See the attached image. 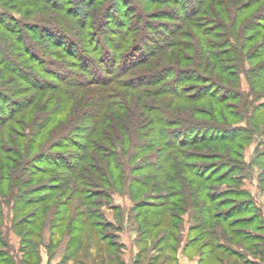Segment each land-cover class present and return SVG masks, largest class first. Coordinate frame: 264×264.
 Segmentation results:
<instances>
[{"label": "trees", "instance_id": "1", "mask_svg": "<svg viewBox=\"0 0 264 264\" xmlns=\"http://www.w3.org/2000/svg\"><path fill=\"white\" fill-rule=\"evenodd\" d=\"M41 2L47 12L68 13L73 24L37 33L0 11V264H52L61 240L67 255L54 264L90 251L92 242L117 255L111 230L123 218L115 217L116 227L101 206L126 191L138 199L131 210L138 232L134 264L147 239L156 250L153 263L165 254L161 264H179L180 252L196 264H264L262 211L240 177L244 143L264 124V101L250 118L244 105L228 106L241 101L228 76L237 79L234 64L242 60L251 66V93L264 98V12L244 15L262 0H245L230 12L226 0H144L176 8L153 17L174 20L166 34L142 13L132 17L123 0L8 1L18 9ZM78 3L85 7L79 12ZM205 3L208 10L213 5L212 16L229 19L235 11L228 26L223 19L219 26L221 51L200 36L211 34L197 17ZM32 34L45 41L44 53ZM182 36L200 47L181 44ZM203 101L202 111L194 107ZM255 159L264 191V151ZM5 207L20 238L18 260L1 230Z\"/></svg>", "mask_w": 264, "mask_h": 264}, {"label": "rangeland", "instance_id": "2", "mask_svg": "<svg viewBox=\"0 0 264 264\" xmlns=\"http://www.w3.org/2000/svg\"><path fill=\"white\" fill-rule=\"evenodd\" d=\"M9 0H0V11H6L8 14H10L11 16H13L15 19H17L19 21V23L22 24H33L34 27L37 28V33L41 32L44 28H51V29H61V26H65L66 24H73L71 22V18L69 17L68 13H65L63 11H48L45 8V5L41 2L39 3L35 8H32V6H26V7H21V9H18L16 7H14V5L8 3ZM35 0H32V3ZM147 1V0H145ZM194 2H199V0H192ZM219 1V0H218ZM229 2L228 7L226 6V9L230 12V10H233L234 8L239 7V5L241 3H245V0H233L235 1V4H233V2H230L232 0H226ZM129 2L130 5H127L126 10L129 9V11L131 9H134L130 15H132V17L136 18L137 15H140L141 13L143 15H145V19L147 21H149V23H157L161 26V31L162 33L166 34L167 30L164 28L165 25L167 24H174V20H166L165 18H153L154 16H156V13L159 11L165 12L169 11V13H174L176 8L173 5L170 4H164V5H151L148 2H144V0H123V3H127ZM219 3V2H218ZM3 5V6H2ZM114 5V4H112ZM151 5V6H150ZM208 4L205 3V6L203 7V12L202 14L198 13V20L199 23L203 24L202 26L205 27V29H209L208 33H211L210 36L208 34V36L203 37V35H200L202 37V39H206L209 44L211 45V47L213 46L214 49H216L215 46L218 45L219 43V51H221L222 49H224V46L222 44V37L225 34V30L222 28H219V26L221 24H223V20L226 24V26H228L229 24V19L232 16L233 19V14L235 13V11H232V14L230 16L229 19H224L222 14H217V16H212L211 13L209 11H212V6L209 5V7L211 8L210 10H208L206 7ZM244 5V4H242ZM241 5V6H242ZM14 7V8H13ZM77 11H82L84 4L81 3L79 5V3L77 4ZM85 8V7H84ZM102 9H100L101 11ZM125 10V11H126ZM219 8L215 7V11H218ZM97 11V10H96ZM94 11V15L97 14L99 11ZM260 12H264V0H262V2L258 5L255 6V8H253L252 10H246V12L244 13V15H254L256 17L257 15H260ZM213 13V12H212ZM163 14V13H162ZM167 15V14H166ZM196 15V14H195ZM223 19V20H222ZM201 21V22H200ZM143 26V23L141 24V26H139V30L141 29V27ZM200 26V25H199ZM75 27V26H74ZM104 28H106V25H103ZM76 28V27H75ZM103 28V29H104ZM143 32H147L146 30H143ZM148 35H150V37L152 38H158L157 34L154 33H147ZM186 34L188 35L189 33L186 31ZM217 34L218 37H216L215 35ZM207 35V34H206ZM33 37V43L35 44L36 48L38 50H40V52L44 53L45 49H47V45L45 43V41L38 40V35H31ZM80 39V37L75 36V40ZM182 43L181 44H185L187 46H196L197 48L200 47L197 45V42L195 41V39L191 38L190 36L188 37H181L180 38ZM77 42V41H76ZM78 45L81 47H88L85 46V44H83L82 40H78ZM195 47V48H196ZM178 48V47H177ZM176 48V49H177ZM216 51V50H215ZM189 55L188 58L190 60H193L194 58V51L191 50L189 51ZM228 63H230L229 65H232L234 63H231L228 61ZM242 66L241 65H237L234 64V69H233V74L236 75V78H233V76H228L229 80L231 79H235V81L232 84H228V86L230 85V87L236 91V94L238 96L241 97V101H235V102H229L228 106H229V110L231 111H235L237 109H241V107L244 105V110L247 111V115L246 117L250 118L253 114H256V110L254 109V107H256L257 105H260V103H262L264 101V98H258L257 96H255L254 94L251 93L250 91V79H251V74H250V63L242 60ZM34 73H37V71H33ZM230 72V71H229ZM232 73V72H230ZM228 74V72H227ZM41 79L47 80V77L44 75H40ZM51 81V80H50ZM260 92V91H259ZM27 93H32V91H28ZM222 95V94H221ZM206 102H209L207 100H205ZM205 101L197 103L194 105V107H198L197 109L199 111H202L203 107L205 106ZM213 104V103H212ZM209 105V104H206ZM215 107L216 105L213 104ZM244 112V111H243ZM195 117H199V116H195ZM200 120H203V118L200 116L199 117ZM204 121V120H203ZM231 122H234V126L236 125H240L241 122L238 123V121H234L231 120ZM220 125H223L221 122H217ZM238 123V124H237ZM242 125V124H241ZM263 123L259 122L258 128L259 131H256L255 134L252 136L251 141L244 143V149L242 152V156H243V160L245 163V171L242 173V175L240 177H242V188L245 189V191H247V193L252 197V199L254 200V202L256 203V205L258 207H260L261 211H262V216H263V221H264V191L261 190V188L259 187V180L258 177L261 173V167L259 164V161H257L255 159V157H257V154L264 151V134L261 132L264 128H263ZM208 132V131H207ZM210 133V132H209ZM208 133V134H209ZM204 163V162H202ZM213 186L212 183L208 184V187ZM133 192V191H132ZM149 193V191L147 192ZM157 194V192L155 193ZM135 198V197H134ZM142 198V196L140 197ZM139 198V199H140ZM138 199H133L129 196V194L127 193V191L125 193L123 192H119V193H114L112 195V198L107 202L105 199H103V203L104 205L101 206V211L103 212V216H105V218L111 222L114 223L117 227V221H115V217L120 216L123 218V223L121 224V228L119 230H114L111 233L114 234V236H116V241L119 245V253L117 252V255L115 253V250L113 249H109L107 250V246L104 242L100 243L99 245L96 244V242H92V247H90V251H85V250H81V252L78 254L79 259H83V263L84 264H117L119 262H121L122 264H134V261L136 259V255L138 253V247L135 245V239L138 238V232H136L135 230V226L137 225V222L135 220H133V215L134 212L131 211L132 210V206L134 205L135 201H137ZM77 201L75 200L73 202V204L75 205ZM113 207H115L117 210L113 209ZM119 211V213H118ZM3 223L1 226V230L2 232L6 235L7 239H8V243L10 246V254L16 259L18 260V258L21 257V253L19 252V248H20V238L19 236L16 234L15 231H13L12 229V224H11V217H12V212L9 211V209L7 207L4 208L3 211ZM42 250H41V255L43 258V261L45 262L47 254L45 251V247L47 244V240L49 237V232L48 229L46 228L44 231H42ZM70 236H67V238H69ZM65 238V237H62ZM41 243V242H40ZM61 244H58L59 246H57L58 248L55 250L54 253V258L51 261L52 264L59 262L61 259L64 258L65 255H67V253L64 251L65 249V245H66V241L65 240H61L60 242ZM41 247V246H40ZM140 247V246H139ZM146 250L145 252L141 255L138 264H150L151 262V258L156 255V250H152L151 249V242L149 241V239H147L146 242ZM85 248V246H84ZM83 248V249H84ZM68 252V251H67ZM70 253V252H69ZM178 254L180 255V252H178ZM119 255V256H118ZM165 255V254H164ZM164 255L161 256L160 260L155 261L154 263L151 262L152 264H161L162 262V258L164 257ZM76 258V259H77ZM76 259H67L65 261V264H74V261ZM103 261V262H102ZM195 261H193L194 263ZM192 262H186V260L183 259L182 256H180V264H193Z\"/></svg>", "mask_w": 264, "mask_h": 264}, {"label": "crops", "instance_id": "3", "mask_svg": "<svg viewBox=\"0 0 264 264\" xmlns=\"http://www.w3.org/2000/svg\"><path fill=\"white\" fill-rule=\"evenodd\" d=\"M180 256H182L183 259L186 260V262H192L193 263V261H195L193 264H196V262H197V258L189 259V258H187L186 256H184V255H182L180 253V255L178 254V262H179V264H180Z\"/></svg>", "mask_w": 264, "mask_h": 264}]
</instances>
